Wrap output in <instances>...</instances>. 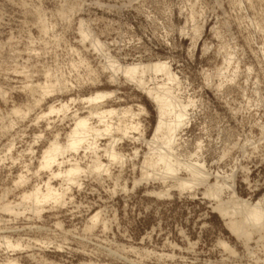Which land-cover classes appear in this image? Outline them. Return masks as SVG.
Returning <instances> with one entry per match:
<instances>
[{"label": "rangeland", "instance_id": "rangeland-1", "mask_svg": "<svg viewBox=\"0 0 264 264\" xmlns=\"http://www.w3.org/2000/svg\"><path fill=\"white\" fill-rule=\"evenodd\" d=\"M82 28L123 64L169 63L182 83L180 98L193 103L178 153L205 164L213 175L208 185L183 191L143 177L148 149L142 140L153 137L155 107L123 77L109 81L104 57L83 39ZM37 83L56 84V91L46 98L31 91ZM0 91V264L10 257L21 264H264V240L254 236L247 250L216 211L219 201L231 199L234 183L238 198L264 202V0H0ZM97 92L116 93L106 100L108 109H146L135 119L141 141L119 145L126 164H113L110 176L83 175L64 207L46 206L40 216L28 207L17 209L18 216L5 213L35 186L44 189L50 174L40 171L39 159L49 140L59 134L65 143L72 127L61 116L42 115L72 99L78 100L73 111L86 115L82 100ZM21 109L33 111L12 112ZM75 155L69 158L88 168L91 154ZM19 174L28 184L17 186ZM218 174L219 185L230 186L219 187V199L208 189ZM97 213L104 223L93 225ZM4 237L23 252H8ZM223 241L236 253L224 250Z\"/></svg>", "mask_w": 264, "mask_h": 264}, {"label": "bare ground", "instance_id": "bare-ground-1", "mask_svg": "<svg viewBox=\"0 0 264 264\" xmlns=\"http://www.w3.org/2000/svg\"><path fill=\"white\" fill-rule=\"evenodd\" d=\"M72 11L73 9L70 12ZM90 31L91 30L88 31L87 28H82V37L85 41H90V44H92L91 47H93L95 51H98L97 53H100V55L104 57L106 61L105 67L110 73L109 81L111 79L110 82H112L113 84H118L121 77H123L127 82L134 84L139 91L145 94L155 107V111L157 113V124L153 133V137L150 140H147L146 138H144L143 134L141 135L144 138V140L142 141H144L148 149L146 155L144 154L145 159L144 163L141 166L142 170L140 169L142 171V174L145 175H143V177L154 181L173 182L178 188L183 191L187 189L192 190L200 186L208 185L211 179H213V175L207 170L205 164H201L199 161H194L192 158L191 160H187L185 158L182 159L183 156L180 157L181 155L178 153V146H180L178 145L180 138L179 136L181 131L191 122L189 108L192 107L191 105L193 103H185L183 98H180L181 95L179 96V91L182 87V83L176 73L172 71L169 63L159 60L157 62L150 61L148 63L138 62L123 64L114 57L110 56V53L106 54L102 45L103 42L101 44L100 41ZM225 61L228 63L227 65H231L233 63V57L227 54ZM222 70L218 71L217 73L219 77L224 76V72ZM159 77H161V80H159ZM37 84V86L32 87L30 86L31 84L28 85L30 86L32 92L41 90L46 98L49 97L48 95H51L56 91V84H54V86L51 83L44 85H39V83ZM29 86L27 87V89L29 88ZM65 88L63 90H65ZM63 90L61 88L62 92H64ZM115 94L116 93L97 92L89 98H82V103L88 105V108L85 107L88 110L87 112L82 110L83 113L86 112V115H82L79 110L73 111L74 107L72 106H75L78 102V100L76 101L73 99H70V102H63L60 100V104L58 107L50 105L48 114H41V118H44L43 120L50 117L51 115H58V117L61 116L63 122L66 120L72 122V127L70 126V131L66 134L65 143H62V141L60 140V135L58 134L55 135L53 140H49L48 147L45 150L43 149L44 151L41 158L39 159L40 168H38L40 169V171H44V173L45 171H47L50 174L49 179H47L49 181L45 183L44 189L40 187L41 185L37 184L38 186H35L31 191H28L22 195L21 201L19 203H9L7 206H5V210L7 211L6 212L4 210L5 213L11 212V214L13 215V213L15 212V214L18 213L19 215H21L22 212H20L21 214L18 212L19 208L28 207L29 210H26L31 211V213L34 215L36 214V216H40L45 211L46 206L50 205L53 208L64 207L67 204V194L72 190L71 187H82L83 184H81V178L83 175H97V177L99 178H101L104 174H108L110 176L111 166H113V164H115V166L120 165L121 167L126 164L127 156L125 157V155L118 149L119 145L125 139H129L132 142L141 141V138H136L134 134L140 132L141 128H143L141 127L142 123L140 124L137 121L135 122V119L139 117L141 113L147 112L146 109L142 107H140L141 110L139 109L140 113H136L135 111H133L132 107L128 109H116L114 107L109 109L106 108V100L114 97ZM33 97L34 96H32V98ZM36 102L37 105H39L40 101ZM37 105L36 107H39ZM29 110H27L28 112H25L21 109L13 110L12 112L17 116H23V114L25 113L30 114ZM37 120L38 119H36V121ZM11 127L12 125H10V128ZM35 138L36 141L38 139L40 140L43 137H41L40 134L39 137L36 136ZM101 140H104L105 143L103 142L102 144ZM11 147L14 146L12 145ZM8 149L9 148H7L6 150L9 151ZM32 151L30 153H32ZM81 151L90 153L92 155V158L90 155V159H92L91 164L88 166V168L86 167V169H84V167H82L81 164L77 162V160L73 161V155H71L72 157L69 158L70 154H79ZM9 152L11 154L12 151L10 150ZM134 152H136L134 153V155L138 154L136 150ZM101 154H103V156H100ZM104 157L109 161L110 164L108 162V164H105L104 161L102 162V158ZM0 159L1 161H3L2 158ZM79 159L78 161L82 162ZM88 162L90 163V161ZM89 163H87V165ZM40 171H38L37 174H39ZM183 172L186 173L187 177H182ZM86 178L84 179L86 180ZM146 178L145 180L148 181V179ZM222 178L223 177L219 174L216 175V184L214 185L212 183L213 185H209L210 187L208 189L210 190L209 192L211 193V195H209L211 197L219 199L218 196L220 195L217 196V194H219V191L221 192V190H219V187L225 185V187L229 186L227 184H222L221 186L219 185V180H221ZM230 179H233V176ZM53 180H60L62 182L63 185H61V189H56L54 187L55 185L53 186ZM28 182V177L20 175L17 186H25L26 184H28ZM234 184L231 187L229 186L230 189H235ZM233 190L232 192L234 193V196L232 193V197L230 200L225 202L217 201L218 205L216 206L217 208H215L217 209L216 211L220 213L221 217L228 219L227 229L231 232V235L237 237L238 240H245L243 243H246V245L244 246L248 247L246 248L247 250H251L249 249V245L250 242L254 240V236H258L261 240H264V202L262 199L257 201L256 203L242 200L236 196V193ZM15 210H17V212ZM18 214L16 215L18 216ZM91 218L93 225L103 222L100 213H97V215L95 214V216ZM104 227H106V224L104 225ZM91 229H93V226L91 227ZM3 240L4 242L2 243H4V245H2L8 249V252L11 249L13 252L22 251L24 249L20 244L13 245V243H11L10 240L5 239V237ZM221 247H224V250L226 249L227 251L231 252V254L236 253L235 250L224 241L223 243L221 242ZM16 252H14L13 254H15ZM6 264L21 263L18 259L10 257L7 259Z\"/></svg>", "mask_w": 264, "mask_h": 264}]
</instances>
